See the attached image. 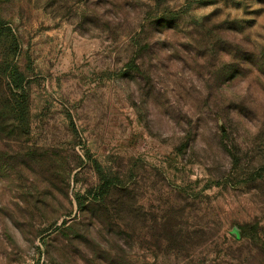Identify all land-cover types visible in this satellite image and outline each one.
<instances>
[{
	"label": "rangeland",
	"instance_id": "rangeland-1",
	"mask_svg": "<svg viewBox=\"0 0 264 264\" xmlns=\"http://www.w3.org/2000/svg\"><path fill=\"white\" fill-rule=\"evenodd\" d=\"M0 264H264V0H0Z\"/></svg>",
	"mask_w": 264,
	"mask_h": 264
},
{
	"label": "trees",
	"instance_id": "trees-1",
	"mask_svg": "<svg viewBox=\"0 0 264 264\" xmlns=\"http://www.w3.org/2000/svg\"><path fill=\"white\" fill-rule=\"evenodd\" d=\"M10 79H11L12 84H13L15 89H20L21 88L20 85L18 83H16L14 78H10ZM102 189H104V188H102Z\"/></svg>",
	"mask_w": 264,
	"mask_h": 264
}]
</instances>
